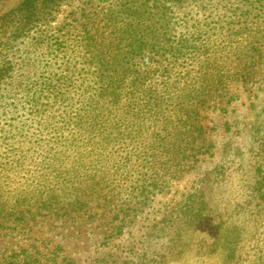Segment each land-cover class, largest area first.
<instances>
[{
    "label": "rangeland",
    "instance_id": "374dc122",
    "mask_svg": "<svg viewBox=\"0 0 264 264\" xmlns=\"http://www.w3.org/2000/svg\"><path fill=\"white\" fill-rule=\"evenodd\" d=\"M0 1L5 9L19 0ZM204 4L192 7V20L191 13L188 16L190 24L198 25L205 35L201 44L211 52L226 45L218 57L231 54L233 60L254 44L256 56L250 57L243 72L232 63V76L208 87L199 130L195 120L180 160L170 168L135 164L129 179L125 169H114L115 175L102 185L112 190L111 198L94 200L80 213L44 210L36 217L28 214L18 228H0V264L10 258L33 264H135L144 254L155 257L146 264H264L260 181L264 175V0H204ZM83 7L92 10L91 0L65 4L47 35L69 42L82 28ZM38 35L33 31L31 37L4 51L16 68L27 63L20 72L31 76L29 93L37 87L39 75L59 71L56 57L63 56L54 39L42 42ZM151 62L147 58V64ZM14 85L11 97L0 99V153L3 161L24 155L32 160L39 155L36 143L25 128L21 131L22 125L31 131L35 128L30 103L25 102L28 92L21 79L16 78ZM41 169L32 170L37 175ZM17 180L0 186V199L8 209L18 204L19 211H26L33 203L30 197L20 196L25 191L32 194L36 182L25 177ZM179 240V258L169 260L173 243Z\"/></svg>",
    "mask_w": 264,
    "mask_h": 264
},
{
    "label": "trees",
    "instance_id": "16d2710c",
    "mask_svg": "<svg viewBox=\"0 0 264 264\" xmlns=\"http://www.w3.org/2000/svg\"><path fill=\"white\" fill-rule=\"evenodd\" d=\"M71 1L19 0L10 8L0 6V99L11 97L16 78L31 90L29 72H20L27 63L16 68L5 50L36 31L40 41L54 39L63 53L56 57L59 71L39 75L34 92L26 94L35 128L22 125L21 131L25 128L39 155L3 161L0 153L1 188L18 177L36 182L32 194L20 196L33 203L27 212L18 204L8 209L0 199V228H18L28 214L36 217L44 210L80 213L94 200L111 198L112 190L102 185L114 169H125L129 179L138 163L170 168L180 160L195 120L199 130L208 87L230 78L232 63L243 72L256 56L254 44L235 60L231 54L218 57L226 45L211 52L201 44L205 35L188 16L192 20V7L203 8L204 0H91L92 10L82 8V28L69 42L49 37L52 23ZM35 166L42 167L37 175ZM260 181L264 194V175ZM181 246L180 240L173 243L169 260L179 258ZM154 259L140 255L135 264ZM7 264L33 263L10 258Z\"/></svg>",
    "mask_w": 264,
    "mask_h": 264
}]
</instances>
